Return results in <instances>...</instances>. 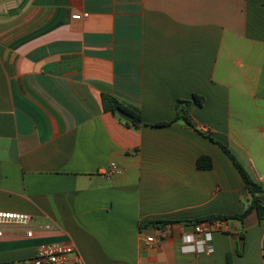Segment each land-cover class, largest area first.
Returning a JSON list of instances; mask_svg holds the SVG:
<instances>
[{
    "label": "crops",
    "instance_id": "obj_1",
    "mask_svg": "<svg viewBox=\"0 0 264 264\" xmlns=\"http://www.w3.org/2000/svg\"><path fill=\"white\" fill-rule=\"evenodd\" d=\"M178 101L187 120L152 126ZM217 142L264 189V0H0V211L33 218L5 227L0 264L55 243L86 264H264L256 210L212 224L211 254L182 250L194 225L154 224L245 212L253 196Z\"/></svg>",
    "mask_w": 264,
    "mask_h": 264
},
{
    "label": "built area",
    "instance_id": "obj_2",
    "mask_svg": "<svg viewBox=\"0 0 264 264\" xmlns=\"http://www.w3.org/2000/svg\"><path fill=\"white\" fill-rule=\"evenodd\" d=\"M121 170L116 164H111L108 168L107 175L113 176L120 174ZM33 218L25 213L19 212H4L0 211V238L5 236L6 226H21L31 228ZM212 227L210 224L194 225L191 234H183L182 250L185 253L197 252L202 254H211L214 251L212 244ZM28 237L33 236V230L29 229ZM210 237V238H209ZM164 238L162 233L159 238L148 237L147 245H155ZM3 264H86L85 261L78 255L74 245L67 244H50L40 248L37 255L28 261H15Z\"/></svg>",
    "mask_w": 264,
    "mask_h": 264
},
{
    "label": "trees",
    "instance_id": "obj_3",
    "mask_svg": "<svg viewBox=\"0 0 264 264\" xmlns=\"http://www.w3.org/2000/svg\"><path fill=\"white\" fill-rule=\"evenodd\" d=\"M102 100H103V105H104L105 111L112 112L126 126L132 127L135 129H139L142 126L147 125L144 122L143 117H142V113L139 109L132 107V106L125 105V104L121 103L119 100H117L116 98H114L110 95H107V94H103ZM195 101L199 105H202V103H203V99L200 97H197V96L195 97ZM187 103L189 104V102H187ZM181 104H183V102H181V101L177 102L178 113H177L176 118L173 121H171V122H160V123H156L152 126L157 127V128L167 127V126H171V125L176 124L179 119L187 120V110L184 109L183 107H181ZM119 110H123L125 113L132 116L134 118V122L128 123V122L122 120L117 115V112ZM211 140L214 141V139H211ZM219 145L221 146L223 151L232 159L234 165L236 166V168L240 172V174L243 177L250 193L253 196V199H252L250 205L248 206V208L241 215L211 216V217H207V218L197 219L195 221H185V222L161 221L158 223H154L155 225L156 224L159 225V227H158L159 229H165L166 227L173 225L175 223H184L187 225H197V224H203V223L205 224L206 223V224L212 225V224H215L216 222H229L232 220L244 222V220L255 210L257 211L260 219L264 218V189L250 178V176L248 175L246 170L241 166V164L237 161V159L234 157V155L231 153V151L228 148H226L222 144H219ZM212 166H213V163H212V159L210 157L202 156L199 158L198 168L205 170V169L212 168ZM241 236L243 238V235H241Z\"/></svg>",
    "mask_w": 264,
    "mask_h": 264
},
{
    "label": "water",
    "instance_id": "obj_4",
    "mask_svg": "<svg viewBox=\"0 0 264 264\" xmlns=\"http://www.w3.org/2000/svg\"><path fill=\"white\" fill-rule=\"evenodd\" d=\"M117 115L124 121L128 122V123H133L134 122V118L132 116H130L129 114L125 113L123 110H119L117 112ZM154 226V225H153Z\"/></svg>",
    "mask_w": 264,
    "mask_h": 264
},
{
    "label": "clouds",
    "instance_id": "obj_5",
    "mask_svg": "<svg viewBox=\"0 0 264 264\" xmlns=\"http://www.w3.org/2000/svg\"><path fill=\"white\" fill-rule=\"evenodd\" d=\"M210 238V237H209Z\"/></svg>",
    "mask_w": 264,
    "mask_h": 264
}]
</instances>
